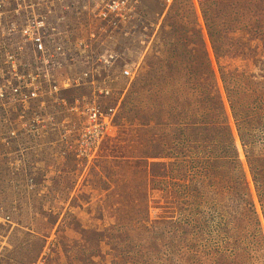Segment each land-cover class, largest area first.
<instances>
[{
	"label": "rangeland",
	"instance_id": "rangeland-1",
	"mask_svg": "<svg viewBox=\"0 0 264 264\" xmlns=\"http://www.w3.org/2000/svg\"><path fill=\"white\" fill-rule=\"evenodd\" d=\"M141 6L92 47L132 69L95 156L0 141V264H264V0Z\"/></svg>",
	"mask_w": 264,
	"mask_h": 264
},
{
	"label": "built area",
	"instance_id": "built-area-1",
	"mask_svg": "<svg viewBox=\"0 0 264 264\" xmlns=\"http://www.w3.org/2000/svg\"><path fill=\"white\" fill-rule=\"evenodd\" d=\"M142 2L0 0V141L10 146L13 140L46 139L55 131L57 143L65 142L64 154L95 156L119 110L110 100L118 80L112 71L118 67L120 76L130 77L132 69L115 63L119 53L92 47L104 40L106 28L117 33L120 21L130 22ZM75 25L86 33L76 37ZM84 62H89L86 69ZM86 85L91 90L83 97L72 101L64 95Z\"/></svg>",
	"mask_w": 264,
	"mask_h": 264
},
{
	"label": "trees",
	"instance_id": "trees-1",
	"mask_svg": "<svg viewBox=\"0 0 264 264\" xmlns=\"http://www.w3.org/2000/svg\"><path fill=\"white\" fill-rule=\"evenodd\" d=\"M79 70V69H78ZM229 79L231 80V77H229ZM228 87V86H227ZM231 101H233V98L231 99ZM234 111V115H235V117H236V124H237V130H238V134H239V136H240V138L243 140V142H244V145H246L247 146V142H246V140H245V134H243V132H242V130H244L245 129V127H246V122H245V119H246V121L247 122H250L251 120H250V117L248 116V114L246 113V112H244V110H242L241 109V111L245 114V117L241 114V112L239 111V110H233ZM241 119H242V126H241ZM240 139V140H241ZM237 146V145H236ZM235 146V153H234V155H235V158H236V161H241V159H240V155H239V148L238 147H236ZM247 160L249 161V163L250 164H252L251 163V161H250V159H249V156H248V158H247ZM245 172V171H244ZM253 175H254V178H252V180H254V183H255V186H256V188L261 192V189H260V187H261V182L259 181V179L257 178V175H258V173H256L254 170H253ZM245 177H246V174L244 173V175H243V179H245ZM262 181V183H263V185H264V180H261ZM235 186H237V185H239V182L238 183H236V184H234ZM237 188H239V187H237Z\"/></svg>",
	"mask_w": 264,
	"mask_h": 264
}]
</instances>
